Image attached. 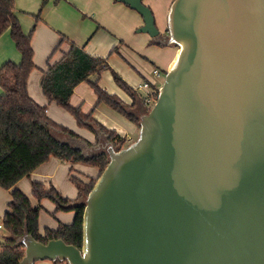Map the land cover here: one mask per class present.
Returning a JSON list of instances; mask_svg holds the SVG:
<instances>
[{"label":"water","instance_id":"1","mask_svg":"<svg viewBox=\"0 0 264 264\" xmlns=\"http://www.w3.org/2000/svg\"><path fill=\"white\" fill-rule=\"evenodd\" d=\"M173 43L136 139L117 148L84 200L82 243L19 238L18 264H264V0H172Z\"/></svg>","mask_w":264,"mask_h":264},{"label":"crops","instance_id":"2","mask_svg":"<svg viewBox=\"0 0 264 264\" xmlns=\"http://www.w3.org/2000/svg\"><path fill=\"white\" fill-rule=\"evenodd\" d=\"M142 2L150 7L160 37L164 39L167 35V11L172 0ZM14 13L23 32L30 34L33 49L34 67L27 78L28 94L46 107L49 118L73 130L80 139L64 133H55V136L79 147L85 154L105 151L106 141H110L106 134L98 129L93 131L78 125L68 110L49 100L42 92L40 82L43 72L74 43L91 55L105 58L108 66L100 72L90 74L86 80L73 88L69 98L70 105L78 107L85 114L90 113L104 128L114 131L118 138L124 139L125 144L132 142L139 130L135 118L140 119L149 107L146 100L148 88L139 85L147 81L151 88L158 90L163 81L160 78L173 59L177 46L173 43L163 44L157 37L138 30L143 25L142 15L120 0H14ZM7 60H20V53L9 28L0 34V65ZM154 69L159 71L158 75L153 73ZM113 72L119 75L130 89L121 87L113 78ZM92 81H97L105 91L117 96L130 116L103 101H98L91 86ZM97 173L98 168L94 165L80 161L68 162L50 156L28 176L17 180L12 188L25 193L32 204L40 205L38 230L40 234H44L46 228L54 230L59 224L71 223L75 211L57 210L55 203L48 198L37 200L31 193V182L39 181L46 188L52 185L63 196L75 199L78 190L71 178L76 177L88 182ZM12 188L0 186V242L6 234L1 221L8 209ZM34 264L67 263L40 259Z\"/></svg>","mask_w":264,"mask_h":264},{"label":"trees","instance_id":"3","mask_svg":"<svg viewBox=\"0 0 264 264\" xmlns=\"http://www.w3.org/2000/svg\"><path fill=\"white\" fill-rule=\"evenodd\" d=\"M9 28L11 37L20 53V60H7L0 65V186L12 188L17 180L28 176L39 164L50 156L68 162H84L103 170L108 155L105 151L85 154L68 142L62 141L55 133H64L79 138L73 130L63 126L46 113V107L37 103L27 91V78L34 67L33 49L30 34L24 33L14 13V0H0V34ZM64 39V38H62ZM108 66L105 58L91 55L74 43L55 62L49 64L41 77V89L49 100L68 110L78 125L106 134L117 148L126 146L124 139L118 138L112 130L104 128L91 116L69 103L73 88L86 80L92 73L100 72ZM115 81L126 90L130 89L119 75L113 72ZM91 86L98 101H103L114 109L126 113L125 105L114 94L105 91L97 81ZM158 91V90H157ZM156 91V93H157ZM150 107H148L149 109ZM130 116V115H129ZM133 118V117H132ZM139 126V118H135ZM78 190L75 199L63 196L54 186L45 187L39 181L31 182V193L37 199L48 198L55 203L56 209H73L74 219L68 224H59L54 230L46 228L44 234L38 230L39 204H32L29 197L17 188L11 189L8 209L4 212L1 226L6 231L0 242V264H18L24 254L19 238L29 232L37 240L45 242L51 237H60L65 242L80 247L82 243L83 197L87 195L94 180L84 182L72 177ZM53 262H61L53 260Z\"/></svg>","mask_w":264,"mask_h":264},{"label":"built area","instance_id":"4","mask_svg":"<svg viewBox=\"0 0 264 264\" xmlns=\"http://www.w3.org/2000/svg\"><path fill=\"white\" fill-rule=\"evenodd\" d=\"M153 73L158 75L159 71L157 69H154ZM139 87H145V88L147 87L148 88V91L146 93V100L149 104L152 103L153 101H155L156 95H157V93H156L157 90H155L154 88H151L149 85V82L145 81V82L141 83L139 85ZM149 107H151V106H149Z\"/></svg>","mask_w":264,"mask_h":264},{"label":"rangeland","instance_id":"5","mask_svg":"<svg viewBox=\"0 0 264 264\" xmlns=\"http://www.w3.org/2000/svg\"><path fill=\"white\" fill-rule=\"evenodd\" d=\"M165 74V73H164ZM164 74L161 76L160 79H163L164 78ZM154 103V101L152 103L149 104V106H152V104ZM136 139V136L134 137ZM99 174L97 173V175L95 177H92L91 179H93L95 181V179L97 178ZM90 179V180H91ZM86 195L83 197V200L85 199Z\"/></svg>","mask_w":264,"mask_h":264}]
</instances>
